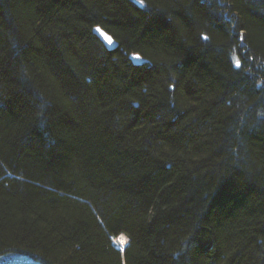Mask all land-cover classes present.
I'll list each match as a JSON object with an SVG mask.
<instances>
[{"label": "trees", "instance_id": "obj_1", "mask_svg": "<svg viewBox=\"0 0 264 264\" xmlns=\"http://www.w3.org/2000/svg\"><path fill=\"white\" fill-rule=\"evenodd\" d=\"M7 252L264 264V0H0Z\"/></svg>", "mask_w": 264, "mask_h": 264}, {"label": "rangeland", "instance_id": "obj_2", "mask_svg": "<svg viewBox=\"0 0 264 264\" xmlns=\"http://www.w3.org/2000/svg\"><path fill=\"white\" fill-rule=\"evenodd\" d=\"M117 246L121 249L126 243V237L118 235L113 239ZM0 264H42L29 255L17 253V252H7L0 255Z\"/></svg>", "mask_w": 264, "mask_h": 264}, {"label": "water", "instance_id": "obj_3", "mask_svg": "<svg viewBox=\"0 0 264 264\" xmlns=\"http://www.w3.org/2000/svg\"><path fill=\"white\" fill-rule=\"evenodd\" d=\"M93 33L108 49H115L118 46V42L111 36V34L99 25H95L93 27ZM133 60L135 63H139L141 61V57L136 54L134 55Z\"/></svg>", "mask_w": 264, "mask_h": 264}, {"label": "snow or ice", "instance_id": "obj_4", "mask_svg": "<svg viewBox=\"0 0 264 264\" xmlns=\"http://www.w3.org/2000/svg\"><path fill=\"white\" fill-rule=\"evenodd\" d=\"M237 65H239V61H237Z\"/></svg>", "mask_w": 264, "mask_h": 264}]
</instances>
